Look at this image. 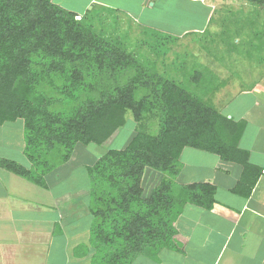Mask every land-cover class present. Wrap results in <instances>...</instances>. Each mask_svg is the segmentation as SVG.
Masks as SVG:
<instances>
[{
    "label": "trees",
    "instance_id": "16d2710c",
    "mask_svg": "<svg viewBox=\"0 0 264 264\" xmlns=\"http://www.w3.org/2000/svg\"><path fill=\"white\" fill-rule=\"evenodd\" d=\"M244 1L264 9V0ZM119 9L92 3L80 13L56 0H0V125L21 121L25 138L22 163L0 156V170L46 188L78 144L105 143L127 123L128 112L136 123L124 148L86 166L82 221L89 240L59 248V264L158 262L163 250L179 251L178 217L189 205L209 210L216 201L210 182H177L186 147L240 164L235 194L249 197L262 174L239 146L245 120L228 117L98 31L101 11ZM202 74L193 79L199 83ZM148 170L160 175L146 192Z\"/></svg>",
    "mask_w": 264,
    "mask_h": 264
},
{
    "label": "rangeland",
    "instance_id": "374dc122",
    "mask_svg": "<svg viewBox=\"0 0 264 264\" xmlns=\"http://www.w3.org/2000/svg\"><path fill=\"white\" fill-rule=\"evenodd\" d=\"M56 1L80 13L92 9V4L85 3L88 0ZM113 1L120 5V9L125 8L126 14L101 11L100 17L94 19L98 31L114 42L126 46L151 68L182 83L204 100L212 101L219 110L225 109L233 99L240 98L242 91L250 89L248 87L251 85L259 82L264 84V9L251 6L246 1H238V4L236 0L214 1L211 5L217 3L218 8L216 7L210 16L204 33L205 30L201 32L200 29L205 26L207 13L199 4H190L188 0H159L154 5L146 4V0L137 3L133 0ZM146 31L158 34H149ZM197 71L203 73L199 83L193 79ZM222 82L226 84L223 85ZM244 99L249 100L250 95ZM135 130L136 123L132 113L128 112L127 123L105 143H90L87 146L78 144L71 160L57 169V175L61 178L56 180L59 183L54 192L49 191L50 198L56 199V203H63V209H67L70 218L82 220L83 216L88 214L85 192L89 187V177L86 166L111 148H124ZM22 145L25 146V138L21 121L0 125V156L22 163L24 156L19 152ZM200 154L202 156L196 158L198 161L203 160L207 153ZM204 164L203 162L198 165ZM187 169L194 173L193 168ZM207 173L212 172L206 171L204 174ZM158 174L152 170L147 171L144 182L146 192L155 186L160 175ZM8 176V171L0 170V202L5 203L3 198L10 190L15 196L9 197L12 198L11 202L23 201L31 205L36 204L35 206L42 204L45 190L38 192V186L24 177ZM52 180L47 178L48 188L54 185ZM49 192L47 191V194ZM32 211L33 208L27 213L32 214ZM17 214L15 212L13 216L9 215L10 222L6 224L8 229L15 227ZM85 225L84 221H80L81 227ZM7 232L10 234V231ZM59 238L55 236L53 240L56 251H60ZM85 261L89 263L90 258ZM166 261L167 264H180L172 261L171 254Z\"/></svg>",
    "mask_w": 264,
    "mask_h": 264
},
{
    "label": "crops",
    "instance_id": "0c3cea01",
    "mask_svg": "<svg viewBox=\"0 0 264 264\" xmlns=\"http://www.w3.org/2000/svg\"><path fill=\"white\" fill-rule=\"evenodd\" d=\"M107 1L88 0L85 3L86 5L99 3L120 8V5L113 0ZM133 1L143 2V0ZM146 1V4L154 5L159 0ZM188 1L190 4H199L207 13L205 26L200 29L203 32L214 9L218 8L217 3L214 6L211 3L214 4V1L219 2V0ZM238 1L242 3L244 0H236V4ZM125 11L126 9L122 8L118 13L125 15ZM248 88L250 89L242 91L240 98L233 99L231 104H227L226 108L220 111L236 121H246L239 146L248 150L250 161L262 168V174L252 194L244 197L232 191L243 171L240 164L224 161L220 156L210 152L186 147L181 154L182 170L177 182L180 184L210 182L215 185L214 207L208 210L193 205L187 206L174 225L178 231L174 240L180 250H163L158 262L146 257H138L135 264H167L169 254L172 255V261L180 264H264V84L259 82ZM248 95L250 99L245 100L244 97ZM24 147L21 146L20 154L23 153ZM200 153L213 156L206 154L203 160L198 161L196 158L202 156ZM203 162L204 165H198ZM187 167L193 168L194 173H191ZM206 171L212 173L204 174ZM8 174V178L15 175L12 172ZM54 178H56L52 180L54 185L49 188L30 181L38 186V192L45 190L42 204L35 206L36 204L31 205L23 201L11 202L15 196L10 190L3 198L5 203L0 202V264H59L57 261L64 259V254L54 248L55 236L60 237L59 248L63 246V249L88 242L89 226L81 227L82 220L70 218L67 209H63L64 204L56 203V199L50 198V192L53 190V193L59 183L56 180L61 177L58 175ZM47 191H50L49 194ZM86 195H89L88 188ZM11 196L12 198H9ZM31 208L33 213L28 214ZM15 212L18 213V220L15 227L10 230L6 224L10 222L9 215L13 216ZM72 230L74 232L71 233ZM7 231H10V234Z\"/></svg>",
    "mask_w": 264,
    "mask_h": 264
}]
</instances>
